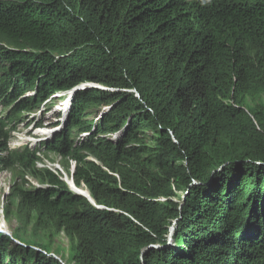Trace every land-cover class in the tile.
I'll list each match as a JSON object with an SVG mask.
<instances>
[{"label": "trees", "instance_id": "trees-1", "mask_svg": "<svg viewBox=\"0 0 264 264\" xmlns=\"http://www.w3.org/2000/svg\"><path fill=\"white\" fill-rule=\"evenodd\" d=\"M76 87L41 147L102 209L36 169L41 150L7 152L41 184L14 190L21 225L70 242L66 260L16 246L7 264H264V0H0L11 120Z\"/></svg>", "mask_w": 264, "mask_h": 264}, {"label": "rangeland", "instance_id": "rangeland-1", "mask_svg": "<svg viewBox=\"0 0 264 264\" xmlns=\"http://www.w3.org/2000/svg\"><path fill=\"white\" fill-rule=\"evenodd\" d=\"M80 89L81 88L76 87L68 92H58L55 94L54 98L42 104H32L33 109L31 111H23V109H20L22 106L19 104L20 116L15 120H11V118L15 116L14 113L11 116L9 115L8 110L11 107L2 105L0 102V125H6V127L1 129L5 137L0 138V144L6 148V151L1 150L0 157H6L7 152L20 149L41 150L42 152L39 155L47 159L49 162V169L53 174L58 176L63 183L66 182L71 191L77 192V187H75L70 180L69 161V169L66 170L65 161L57 154H44L47 152L45 149L46 146H44L43 149L41 144L47 145L53 141V138L56 139V137L60 136L66 129L73 98L75 93ZM3 90L4 87L2 86V91ZM34 97L35 95H33V93H27L21 96L20 100H25L30 103ZM33 125H39L41 129H47L49 135L44 138L43 136L39 137L36 132L32 131ZM25 139L34 141H31L34 145L29 146L24 143L21 146L16 145L19 140ZM88 158L92 159V161L95 160L92 156H88ZM54 165H58L60 170L53 167ZM18 172V169H15V167L10 170H5L4 167L0 165V244L2 245V247H0V252L6 255L5 263L7 264L9 261V257H7L8 253L16 246L32 247L33 251L37 250L35 249L36 247L41 248L40 246H44L49 249V255L52 254L58 259H68L70 242L63 233L50 234L48 232L35 231L32 225L25 227L19 222L17 216V200H15L13 195L15 192L14 190L19 187L25 189L37 187L32 186L31 182L25 179L26 175L22 179ZM27 176L33 182H36L38 186L41 185L39 181L31 175L27 174ZM81 187L85 189L84 185H81ZM34 220L35 218L33 222ZM16 251L18 252L19 250L17 249Z\"/></svg>", "mask_w": 264, "mask_h": 264}, {"label": "built area", "instance_id": "built-area-1", "mask_svg": "<svg viewBox=\"0 0 264 264\" xmlns=\"http://www.w3.org/2000/svg\"><path fill=\"white\" fill-rule=\"evenodd\" d=\"M92 86H94V85H92ZM134 92V91H133ZM134 94H136L135 92H134ZM37 128H41V127H36V125H33V127H32V131H34V132H36L38 129ZM37 134V133H36ZM38 135V134H37ZM27 140V139H26ZM27 142L28 143H32V142H34V141H29V140H27ZM38 156V161L36 162V164H35V168L36 169H41V170H43V169H47V170H50L49 169V162L47 161V159H44V157L43 156H41V155H37ZM60 159V158H59ZM89 159V158H88ZM90 160H92V159H90ZM69 161V164H70V172H69V175L74 171V169H75V165H76V163H75V161H73V160H68ZM53 167H56L58 170H60V168H59V166L58 165H54ZM51 171V170H50ZM52 172V171H51ZM25 179L27 180V181H29V182H31V185L32 186H34V187H38V185H37V183L36 182H33L27 175H26V177H25Z\"/></svg>", "mask_w": 264, "mask_h": 264}, {"label": "bare ground", "instance_id": "bare-ground-1", "mask_svg": "<svg viewBox=\"0 0 264 264\" xmlns=\"http://www.w3.org/2000/svg\"><path fill=\"white\" fill-rule=\"evenodd\" d=\"M92 86V85H91ZM95 86V85H94ZM95 87H98V88H100L101 89V87H99V86H95ZM60 93V92H59ZM38 130L36 131V133L39 135V137H42V136H48L49 135V133H48V130L47 129H40L39 130V128H37ZM3 138V137H2ZM5 141H7V140H5ZM32 141V140H31ZM43 141H44V139H43ZM25 144V145H29V146H33L34 144L32 143V144H30V143H28L27 142V140L25 139V140H19V142H18V144H16V145H22V144ZM36 143V142H35ZM6 145V144H5ZM21 150V149H20ZM4 151V150H3ZM95 161V160H94ZM16 169V168H15ZM3 171V170H2ZM1 171V172H2ZM10 174V173H9ZM3 184V183H2ZM76 191L78 192V193H80L81 195H83L84 197H86L87 199H88V201H90L91 200V198H90V195H88V191H86V189H84V188H82L81 186L80 187H78L77 189H76ZM93 205H95L94 203H92Z\"/></svg>", "mask_w": 264, "mask_h": 264}, {"label": "water", "instance_id": "water-1", "mask_svg": "<svg viewBox=\"0 0 264 264\" xmlns=\"http://www.w3.org/2000/svg\"><path fill=\"white\" fill-rule=\"evenodd\" d=\"M98 88V87H97ZM100 89V88H99ZM102 89V88H101ZM229 165V163H226V164H222V165H220V166H218V168H216L212 173H211V175L209 176V179H208V182H207V185L208 184H210V183H212L213 182V180H214V177L216 176V174H218V173H221L222 172V170H223V168L224 167H226V166H228ZM70 180H71V182L73 183V172L70 174ZM40 187H42V186H40ZM88 195H89V193H88ZM82 197H84V196H82ZM86 199V198H85ZM87 200V199H86ZM88 201V200H87ZM90 204H92L90 201H88ZM93 205V204H92ZM93 206H95L97 209H102V207H100V206H96V205H93ZM180 219V218H179ZM179 219H177V220H175L174 222H173V225L170 227V229H169V236L173 233V231L175 230V228L177 227V222H178V220Z\"/></svg>", "mask_w": 264, "mask_h": 264}]
</instances>
